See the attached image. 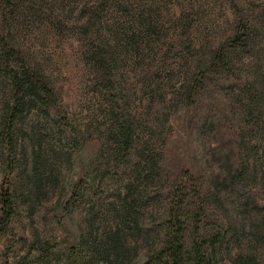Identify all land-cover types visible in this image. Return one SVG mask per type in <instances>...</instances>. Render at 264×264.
I'll list each match as a JSON object with an SVG mask.
<instances>
[{
    "label": "rangeland",
    "instance_id": "rangeland-1",
    "mask_svg": "<svg viewBox=\"0 0 264 264\" xmlns=\"http://www.w3.org/2000/svg\"><path fill=\"white\" fill-rule=\"evenodd\" d=\"M15 6L0 17L2 32L9 28L24 59L40 65L61 109L22 117L12 166L0 142V216L3 190L12 189L16 207L0 229V264H111L113 236L121 244L118 264H146V236L153 240L166 220L169 191L186 172L205 193L223 197L210 198L207 228L220 232L237 222L229 236L240 240L224 258L252 248L264 254V0ZM101 6L97 28L112 60L115 104L91 60L88 20ZM239 27L258 46L233 45L231 68L211 69L212 53ZM188 75L201 86L186 107ZM2 82L0 110L9 93ZM38 140L46 155L37 165ZM217 179L222 186L209 189Z\"/></svg>",
    "mask_w": 264,
    "mask_h": 264
},
{
    "label": "trees",
    "instance_id": "trees-1",
    "mask_svg": "<svg viewBox=\"0 0 264 264\" xmlns=\"http://www.w3.org/2000/svg\"><path fill=\"white\" fill-rule=\"evenodd\" d=\"M107 1L100 0V3L105 4ZM17 2L18 0H0V17L13 15ZM103 8L101 6L91 13L89 17L91 19L88 20V27L95 33L91 60L97 69L99 81L105 85L109 93V103L115 104L116 98L112 94L115 92L116 82L112 75V60L103 43L101 30L97 28ZM3 30L4 27L0 25V76L3 77L1 85L4 88L8 86L9 93L0 110V142L4 161L8 166H12L18 157L20 142L17 134L20 131L18 126L22 117L33 109L42 110L44 114L50 116L52 109L56 112L58 111L56 109H61V106L57 89L40 70V65L32 66L28 63L20 48L13 42L10 29L6 28L7 32H4L7 33L6 35L3 34ZM254 39L255 36L252 35L251 30L247 32L239 27L229 43L221 45L212 53L210 63H208L209 67L213 69L222 65L229 70L232 62L230 55L234 53L230 50L231 47L233 45L253 46L255 49L258 45ZM200 81V78L194 79L189 75L186 77L181 96V101L186 103V107L194 104L200 90ZM129 141L131 142V138L128 130L125 134V146H128ZM37 142L39 144V140ZM21 146V151L25 154V147ZM45 153L40 142L32 153L35 164L38 165L40 159L46 155ZM235 177L236 180L233 183L239 182L241 178L231 176L232 179ZM193 178L190 172H186L183 178L171 187L166 220L155 232L154 241L151 239L150 231L145 239L149 242L146 264H264V254H257L256 248L248 249V255L237 253V256L233 258H224L229 255L233 240L235 241L232 246L240 240L235 234L230 238L234 231L232 228L237 222L230 221L229 227L220 232L207 228V219L211 212L208 207V203L211 202L210 198L212 200L218 198L222 201L223 197L213 191L205 193L198 181ZM220 181L222 180L217 179L216 182H211L208 188L222 186ZM227 181L228 179L224 180L225 183ZM13 198L11 188L2 191L0 229L7 227L15 213ZM111 243L110 256L113 257L111 264H118V260L123 257L120 253L121 244L117 242L115 236L111 238Z\"/></svg>",
    "mask_w": 264,
    "mask_h": 264
}]
</instances>
